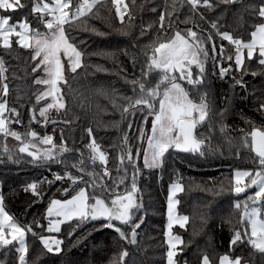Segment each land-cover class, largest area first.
<instances>
[{"label":"trees","instance_id":"16d2710c","mask_svg":"<svg viewBox=\"0 0 264 264\" xmlns=\"http://www.w3.org/2000/svg\"><path fill=\"white\" fill-rule=\"evenodd\" d=\"M22 3L26 7L10 12L12 22L27 17L33 29L44 27L40 15L31 12L34 0H22ZM76 3L77 0H73V9ZM211 3L212 8L200 6L193 10L187 0H125L128 14L122 23L112 0H103L88 16L66 24L70 41L83 53L82 66L72 72L65 63L67 82L59 85L65 108L53 110L47 123L38 113L47 101L37 103L43 87L34 83L41 75V70L33 72L38 64L32 59L34 49L20 47L16 39H12L9 49L0 43V59L7 69L6 79L0 78V86H8L7 96L0 87V100H6L8 108H15L20 114L16 117L6 113V116L11 121H21L10 123L9 128L20 133L23 140H32L27 135L30 131H35L39 138L50 135L57 145L55 159L33 160L19 151L20 141L17 147L5 146V135L0 134V194L5 210L14 220L32 229L25 236L29 264H167V200L170 187L176 182L183 186V191L177 194V212L189 218L184 228L174 226L172 230L183 241L174 257L177 264H202L204 255L209 257L210 264H219L225 254L232 259L240 257L241 264H264V253L253 248L247 237L243 243L230 245L234 232L240 231L243 235L246 227V223H241V209L237 210L234 205L247 196H236L231 191L234 172L259 168L255 153L245 145L244 139L253 128H264V108L261 107L264 105V66L258 63L257 57L249 61L245 55L246 71H236L235 46L218 35L227 32L236 39L250 42L255 26L264 22L258 15L264 0L232 3L211 0ZM161 15L165 17L163 28ZM186 20L188 23L184 22ZM213 23L216 28L212 27ZM93 28L103 35H97ZM188 28L202 34L200 37L209 52L204 82L197 86L183 82L190 98L197 102L207 93L208 117L196 129L198 138L205 142V154L169 149L159 167H145L144 152L153 116L147 115V109L136 111L134 115L124 113L123 108L129 104L124 97L135 99L139 94V87L130 83L132 80H140L147 87H154L158 82V71L144 77L148 71L150 46ZM209 36L211 40L207 39ZM228 56L233 60L229 61ZM229 64L232 70L222 78L220 67L227 68ZM192 70L195 77L198 69L193 65ZM237 80H242L243 86L237 85ZM33 110L35 121L32 120ZM38 121L44 123L38 125L35 123ZM222 126H226L223 132ZM88 129L92 130L91 137ZM141 129L145 133L142 140L139 138ZM93 137L107 154L110 177L104 176L105 166L98 159L95 164L90 160L87 145ZM248 140L250 145V136ZM33 143L44 149L51 147L39 143L38 139ZM61 146L67 151L62 152ZM128 149L138 172L132 162L120 163V156ZM138 149L139 156L136 155ZM73 165H79L84 171H77ZM66 173L82 180L73 185ZM55 175L63 179L56 180ZM133 177L137 187L134 201L138 207L132 210V223L142 221L136 229L135 244L129 242L131 225L116 221L113 223L125 232L127 239H120L114 229L103 227L107 221L102 219H72L61 224L59 233L47 231V209L51 200L69 199L83 187L90 196L102 195L108 201L107 190L120 194L131 191ZM34 182L38 184L39 197L30 190L24 191ZM93 183H102L106 190L90 187ZM65 189H69L67 195ZM41 237L62 240L61 251L48 252ZM17 246L14 242L0 249V264H19ZM124 251L127 256L121 260Z\"/></svg>","mask_w":264,"mask_h":264},{"label":"snow or ice","instance_id":"6c2138e0","mask_svg":"<svg viewBox=\"0 0 264 264\" xmlns=\"http://www.w3.org/2000/svg\"><path fill=\"white\" fill-rule=\"evenodd\" d=\"M102 0H77L75 8L73 9V0H34L31 8L32 13H39L41 22L48 30L47 33H41L34 30L27 20V17L12 22L11 16L0 15V42L2 47L9 49L12 46L11 38L15 36L16 43L22 48H33L34 54L32 59L39 60L33 72L43 69L45 74L44 78H37L34 83L38 85H46L47 89L37 96V103L51 97V102L39 110V116L44 118L47 123V114L50 109L55 108L57 111L65 108L63 96L60 94L61 89L59 85L66 83L64 77L65 63L72 72H76L82 66L83 53L78 50L77 46L70 41L65 31V25L71 24L82 17L88 16L93 12V9L100 4ZM224 3L236 2V0H222ZM116 5V13L121 22L124 21V16L128 14V6L124 4V0H112ZM193 10L203 6L212 8L211 0H187ZM123 5V8L121 7ZM26 7L22 0H0V10L4 12H15L18 9ZM259 17L264 19V6H261L258 13ZM51 17L45 20L44 17ZM131 18V17H129ZM164 15L160 16L161 28H163ZM188 23V21H184ZM216 28V24H212ZM93 32L97 35H103L97 29L93 28ZM186 32V34H185ZM185 32L176 31L174 36L164 42H159L157 45L151 47V55L149 56V63L147 64L148 71L144 73L145 79L155 70L160 73L158 82L154 87H147L144 82L140 80H132L130 83L138 85L139 94L135 99L132 97H124L129 100V104L123 108L124 113L135 114L136 111H143L147 109V115L153 116L151 135L147 139V149L144 152L145 167H155L162 163V158L169 149L176 151L199 154L203 156L204 140L199 139L196 134L198 125L205 122L208 117L209 106L207 103V93H204L199 102L190 98L189 91L182 86L179 81H186L187 84L197 86L204 82L205 63L209 59L208 49L205 47V41L198 36L196 31L191 28ZM222 39L227 40L233 44L236 49L234 58L235 70L246 71L245 68V50L247 60H252L254 57L258 58V63L264 66V23L255 26V30L251 32L250 42H245L242 39H236L229 33H218ZM211 40L209 36L207 38ZM212 51L215 53V45ZM224 49L221 47L220 52L223 53ZM148 55L147 53H145ZM229 61L233 60L232 56H228ZM193 65L198 69L197 75H193ZM103 70V69H98ZM232 70V64L227 68L220 67V76L223 78L229 71ZM7 69L4 66V61L0 59V78L6 79L4 73ZM177 73L179 75H177ZM237 85H242V80L236 81ZM2 92L4 96L8 94L7 84H3ZM135 92V88L133 89ZM158 104V107H157ZM142 106V107H141ZM264 108V105H261ZM19 117V112L15 109H9L6 100H0V134L5 136H12L17 141L21 142L19 151L27 153L33 160L55 159L54 150L57 145L53 142V137L45 135L42 138L38 137L35 131H30L27 135L32 137V140H23L20 133L13 131L9 128L12 122L20 123V120L11 121L8 116ZM223 114V113H221ZM35 111L33 110L32 120L35 121ZM147 117H145V122ZM55 123V121H53ZM226 126L221 127V131L225 130ZM131 129V124H129ZM88 134L92 136V130L88 129ZM145 133L140 130V139L142 140ZM248 136L251 138L249 145ZM245 137L244 143L250 146L252 152L255 153L257 160L255 161L259 168L253 170H236L234 175V184L231 191L240 196L245 193L249 188H255L256 191L252 195H248L243 201H236L234 207L239 210L243 204V211L241 214V223L246 222V227L243 235L240 231H235L230 240V245H237L244 242V237H247V242L260 253H264V217H262V208H264V128H253L251 133ZM39 140V143L51 145L43 151L42 154L30 151V148H35L34 140ZM127 136L124 137V142L127 144ZM90 149V160L93 164L97 159L101 165H104V176L110 177V172L107 169V154L103 152L100 146L96 143L95 138L87 145ZM5 151L7 149L5 148ZM61 151H67L66 148L61 146ZM139 156V149L136 152ZM132 162L135 169L131 149L127 153L120 156L121 165L125 161ZM83 163V160L80 161ZM77 171L83 172L84 169L79 165H73ZM126 172V169H125ZM91 175V174H90ZM68 180L73 185L82 180V177L73 176L71 173H66ZM56 180H61L63 177L55 175ZM247 181V182H246ZM123 182V179L121 180ZM51 183V181H48ZM90 187H100L102 192L105 187L102 183H93ZM118 187V185H117ZM31 191L32 195L39 197L38 184L31 183L24 189L25 192ZM69 189L64 190L67 195ZM109 192V200L106 201L103 196L89 195L87 188H79L75 194L67 200L61 201L53 199L47 209L49 233H59L61 224L72 219L93 221L102 219L107 221L103 227L114 229L120 239H127L125 232L113 223L119 222L122 225H131V240L132 244L136 241V229H138L142 221L132 223L133 209L138 205L134 201V193L137 191L135 177H133L131 191H126L123 194ZM183 191V186L176 182L170 187V194L167 200V264H176L174 257L178 254V245L183 243L178 235L173 234L174 225H179L184 228L188 221L187 216H179L176 214V206L179 200L175 199L179 192ZM251 202V204H249ZM250 227V232L248 228ZM32 232L31 227H26L18 224L14 218L5 210L3 203V196L0 195V247L13 244L14 241L18 242L19 247L17 251L20 253L19 264H29L26 260L28 248L25 244V236L27 233ZM35 235V233H33ZM41 242L45 249L50 253H59L61 251L62 240L56 238L41 237ZM127 256L124 251L121 254V260ZM115 264V262H114ZM202 264H210V259L207 255L202 258ZM219 264H241V258L236 257L232 259L229 255L225 254L220 258Z\"/></svg>","mask_w":264,"mask_h":264},{"label":"rangeland","instance_id":"374dc122","mask_svg":"<svg viewBox=\"0 0 264 264\" xmlns=\"http://www.w3.org/2000/svg\"><path fill=\"white\" fill-rule=\"evenodd\" d=\"M103 1V0H102ZM46 2H51V0H46ZM124 4H125V0H124ZM121 7L123 8V5H121ZM10 12H12V11H8V12H4L3 10H0V15H4V16H10V15H12ZM39 14V13H38ZM40 15V14H39ZM46 18H44L45 20H47V19H50L51 17H48V16H45ZM31 25V24H30ZM42 25H44V24H42ZM31 27H32V25H31ZM37 29H40L39 31L41 32V33H47V29L45 28V27H41V28H37ZM200 35H202L201 33H199ZM200 35H198L199 37H200ZM14 37V36H13ZM12 37V38H13ZM12 38H11V40H12ZM1 44H2V42H0ZM245 55H246V50H245ZM67 61L65 60L64 61V63H66ZM37 63H39V60L37 59ZM44 76H45V74H44V72H43V69L41 68V75H39L37 78H44ZM36 78V79H37ZM181 84H182V86L183 87H185V85H183V82L184 81H179ZM42 85V84H41ZM42 87H43V91H45L46 89H47V86L46 85H42ZM186 89V88H185ZM42 91V92H43ZM41 92V93H42ZM47 102L45 103V104H43L42 106H41V108L42 107H45L48 103H50L51 102V97H48L47 99H45ZM43 101V100H42ZM40 108V109H41ZM39 109V110H40ZM53 110H56L55 108H53V109H50L49 110V112H48V114H47V117L49 116V114L53 111ZM61 110H63V109H61ZM60 111V110H59ZM38 113H39V111H38ZM36 124H38V125H42L44 122H40V121H38V122H35ZM9 126V125H8ZM5 138V142L7 143V144H5L4 143V145L6 146V145H8L9 147H17V146H19V141H17L15 138H13L12 136H5L4 137ZM147 149V148H146ZM37 150H39V153L40 154H42L43 153V151L45 150L44 149V146H38V145H36V147H35V149H33V148H30V151H33V152H37ZM26 153V152H25ZM27 154V153H26ZM28 157L29 158H32L31 156H29L28 155ZM18 164V163H17ZM161 164V163H160ZM160 166V165H159ZM159 166H155V167H151V168H157V167H159ZM243 171V170H242ZM234 175H235V172H234ZM247 182V181H246ZM256 191V189L255 188H249L245 193H242V194H245L246 196H248V195H252V194H254V192ZM247 193V194H246ZM1 195V194H0ZM71 198V197H70ZM69 198V199H70ZM175 199H177V196L175 197ZM65 200H67V199H65ZM244 200V197H242L241 198V201H243ZM62 201H64V200H62ZM249 204H251V202H249ZM179 205V204H178ZM178 205L176 206V214L177 215H179V216H181L178 212H177V207H178ZM241 211H243V204H242V206H241ZM242 214V213H241ZM262 217H264V208H262ZM246 223V222H245ZM174 226H179V225H174ZM248 231L250 232V227L248 228ZM18 246L17 247H19V244H18V242H16V241H14ZM13 242V243H14ZM25 244H26V238H25ZM9 246V245H8ZM179 246V245H178ZM2 247H0V249H1ZM178 249V248H177ZM169 250V249H168ZM19 253V252H18ZM19 256H20V253H19ZM175 260V259H174ZM177 264V263H176Z\"/></svg>","mask_w":264,"mask_h":264},{"label":"crops","instance_id":"0c3cea01","mask_svg":"<svg viewBox=\"0 0 264 264\" xmlns=\"http://www.w3.org/2000/svg\"><path fill=\"white\" fill-rule=\"evenodd\" d=\"M264 23V22H263ZM35 30V29H34ZM38 30H40V29H38ZM12 39H17L15 36L12 38ZM12 41V40H11Z\"/></svg>","mask_w":264,"mask_h":264},{"label":"built area","instance_id":"2783aa9c","mask_svg":"<svg viewBox=\"0 0 264 264\" xmlns=\"http://www.w3.org/2000/svg\"><path fill=\"white\" fill-rule=\"evenodd\" d=\"M36 30V29H35Z\"/></svg>","mask_w":264,"mask_h":264}]
</instances>
